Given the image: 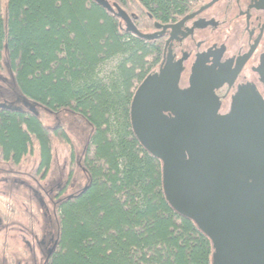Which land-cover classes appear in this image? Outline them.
<instances>
[{
	"label": "trees",
	"instance_id": "1",
	"mask_svg": "<svg viewBox=\"0 0 264 264\" xmlns=\"http://www.w3.org/2000/svg\"><path fill=\"white\" fill-rule=\"evenodd\" d=\"M107 1L146 34L190 0ZM160 56L92 0H0V168L44 188L32 264H213L211 241L170 207L161 165L131 128L135 89ZM62 112L90 129L80 152ZM59 155L65 177L50 180ZM76 169L86 182L69 193Z\"/></svg>",
	"mask_w": 264,
	"mask_h": 264
},
{
	"label": "flooded vegetation",
	"instance_id": "2",
	"mask_svg": "<svg viewBox=\"0 0 264 264\" xmlns=\"http://www.w3.org/2000/svg\"><path fill=\"white\" fill-rule=\"evenodd\" d=\"M149 31L146 34L154 35L150 42L161 46V56L152 72L137 85L135 92L149 77L167 79L169 75L170 82H174L176 98L186 108L178 110L169 102L165 103L166 107L159 104L156 110L158 116L167 120L181 117L173 128L176 145L172 159L176 167L177 190L182 193L188 190L190 195L185 196L196 198L199 182H212V165L193 161L192 149L199 147L198 144H191L193 133L197 137L204 135L206 142L222 140L235 176L237 221L245 232L262 237L264 0H190L183 15L166 23L156 22ZM194 100H203L210 105L206 108L208 115H203L204 127L196 131L190 121L194 116L191 109ZM245 146H249V150L242 152ZM159 163L162 168V163ZM5 171L12 177V182H18L13 179L11 170ZM35 187L37 202L38 190L44 188ZM36 204L37 215L42 219ZM5 218V223L11 221L7 215ZM5 223L0 214V233L8 227ZM28 224L29 239L21 243V255L15 256L10 253V247L4 245L7 248L4 249L0 245V264H32L40 256L38 242L42 236L43 219L41 226L33 218Z\"/></svg>",
	"mask_w": 264,
	"mask_h": 264
},
{
	"label": "water",
	"instance_id": "3",
	"mask_svg": "<svg viewBox=\"0 0 264 264\" xmlns=\"http://www.w3.org/2000/svg\"><path fill=\"white\" fill-rule=\"evenodd\" d=\"M92 1L120 19L128 33L145 41L154 38V35L140 33L132 24L130 17L118 5H111L107 0ZM168 77L169 75L167 79L149 77L136 90L130 106L133 134L143 149L162 163V190L166 201L178 215L191 220L211 241L213 264H264V231L260 232L263 236L257 238L245 232L237 221L235 176L222 140L219 142L220 140L213 139L206 142L207 138L204 135L197 137L193 133L194 139H191V144L199 146L192 149L193 161H203L206 165H212L214 169L211 174L212 182L209 180L199 182L201 188L199 186L196 190V198L185 196L189 194L188 190L183 193L177 190L176 167L172 159L176 145L173 128L181 117L167 120L158 116L156 111L159 104L166 107L165 103L169 102L178 110L184 108L175 96L174 82H170ZM173 78L175 79L174 76ZM189 99L192 97L189 96ZM181 100L184 99L181 97ZM206 108H210L208 102L194 100L191 106L194 116L190 118L194 131L204 127L203 115H208ZM156 124L160 127L157 128ZM236 132L244 139L239 131ZM246 150H249V146H245L241 151Z\"/></svg>",
	"mask_w": 264,
	"mask_h": 264
},
{
	"label": "rangeland",
	"instance_id": "4",
	"mask_svg": "<svg viewBox=\"0 0 264 264\" xmlns=\"http://www.w3.org/2000/svg\"><path fill=\"white\" fill-rule=\"evenodd\" d=\"M40 114L46 126L51 127L56 123L54 117L48 113L41 110ZM59 119L69 125L68 133L76 139L77 151L80 152L90 129L84 125V122L79 117L72 116L67 112L60 113ZM65 160V156L61 155L56 158L49 179L58 180L59 177L65 176ZM6 169L3 167L0 170V214L4 223L6 222V215L10 217L11 221L5 223L8 227L0 233V245H3L4 249L10 247V253L17 256V254L21 255V243L27 238L29 239L27 234L29 220L33 218L36 224L41 226L42 219L37 215L36 211L37 202L34 195L37 189L35 185L26 175L18 176V182H12V177L7 174ZM85 182V176L79 169H76V183L74 189L70 190L69 193H74L82 188ZM5 231L6 234H4Z\"/></svg>",
	"mask_w": 264,
	"mask_h": 264
}]
</instances>
